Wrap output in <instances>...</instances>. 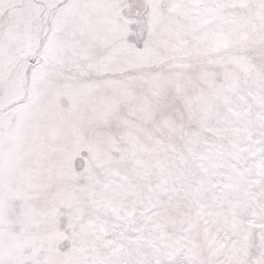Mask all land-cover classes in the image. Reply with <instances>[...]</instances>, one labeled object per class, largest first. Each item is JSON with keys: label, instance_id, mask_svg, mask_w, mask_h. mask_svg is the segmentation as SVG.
I'll list each match as a JSON object with an SVG mask.
<instances>
[{"label": "snow or ice", "instance_id": "snow-or-ice-1", "mask_svg": "<svg viewBox=\"0 0 264 264\" xmlns=\"http://www.w3.org/2000/svg\"><path fill=\"white\" fill-rule=\"evenodd\" d=\"M0 264H264V0H0Z\"/></svg>", "mask_w": 264, "mask_h": 264}]
</instances>
